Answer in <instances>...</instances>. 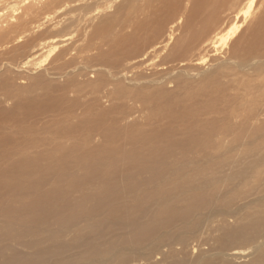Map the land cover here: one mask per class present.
Segmentation results:
<instances>
[{
	"label": "bare ground",
	"instance_id": "obj_1",
	"mask_svg": "<svg viewBox=\"0 0 264 264\" xmlns=\"http://www.w3.org/2000/svg\"><path fill=\"white\" fill-rule=\"evenodd\" d=\"M65 1L0 0L19 4L0 16V162L12 164L0 191L31 196L5 211L17 213L19 235L50 217L60 228L48 227L47 242L1 245L0 264H264V18L238 45L239 14L227 32L211 34V13L201 29L175 32L173 22L158 40L139 29L99 32L149 0H74L90 20L113 7L95 32H66L75 23ZM20 9L35 24L24 38ZM19 47L31 50L20 61ZM9 66L36 74L15 86ZM234 67L253 70L254 90L227 82ZM7 117L22 118L19 140L3 131ZM40 118L47 126L38 129Z\"/></svg>",
	"mask_w": 264,
	"mask_h": 264
},
{
	"label": "rangeland",
	"instance_id": "obj_2",
	"mask_svg": "<svg viewBox=\"0 0 264 264\" xmlns=\"http://www.w3.org/2000/svg\"><path fill=\"white\" fill-rule=\"evenodd\" d=\"M186 1H189V0L170 2V3L162 6L163 3H160L157 0H149L146 2L147 4H145L146 7L142 4V2H140V3L138 2L137 3L138 9H136V12H140V14L138 16H136V14L134 17H131V16L130 17L129 16L124 17L123 16L118 21L117 20L113 21L112 27H108L107 29H100L99 32H102L103 30H106L104 32H121V30H122V32H135V31H137V29H139V32H148V36H152L153 39L161 40L162 38L166 37V35H167L166 33L161 34V32H169L168 29H169L171 24L173 25V22L176 24L175 27L177 28V29L174 28V29H176L175 32H186V31L190 32V31H192L193 28L201 29L200 25L203 24L204 21L203 22L201 21L202 22L201 23L200 20L201 19L208 20V18L210 17V15L212 13V14H215V16H216L212 22V25H213L212 29L210 30L211 34L214 35L218 32H227L226 30L228 28H230L229 26L232 25V24H230L231 21H227V20L233 19L235 16H237L239 14L240 20L237 23V25L238 26L240 25V26H239V29L237 31L238 32L237 34L238 35L241 34L240 32H243V33L245 32V33L243 35H240L239 37L237 36L238 38L236 37L237 40L240 39L236 43V45H238L246 38V35L249 33L250 29L255 27L254 24H257L259 20L264 18V0H256L254 6H252V9L246 6V0H208L209 4H212L214 6V8H207V6H205V8H204V6L200 7V2L197 3V0L191 1V2L190 1L186 2ZM143 2H145V0H143ZM65 3H68L70 7L63 10V13L66 14L71 10L73 12V14L70 13L69 15H72V19H71V17L69 18V15H68V17H67V15H64V17H63V15H61L57 19L69 18L67 20V22H69V23L74 22L75 23V24H73L72 28L70 27L69 29H67L66 32H74V30L79 29L81 27V25H83V27H81V29L77 30L76 32H78V31L79 32H88V31L89 32H95L96 26H98V24L102 23L103 19L105 18V13L107 11V9H106L105 11L98 14L99 17L93 18V19L91 18V20H90V19H87L86 16H84L83 18L79 17L82 15L81 13H83V12L81 10H83L84 7L76 5L74 0H66ZM100 5H101V7L104 6V5H102L101 1H100ZM17 7H19V4L13 5L12 2L11 3L1 2L0 3V9H1L0 10V16H5L7 14H10ZM243 8H245V9L240 12V10ZM102 9H104V8L102 7L100 9V11H102ZM111 11H113V7L111 10L108 9L107 12H111ZM205 12H209V13L205 16ZM247 12H249V13H247ZM79 13H80V15L78 16ZM15 14H17V15L15 18L16 20H14V23H16L18 26L15 33L17 32L16 34H19L20 37L24 38L26 36V33L28 35V32H29V31L26 32L24 28L25 27L27 28V26L33 27L35 25L34 22L31 20L33 17H32V15H26L25 10L21 11V9L18 13H15ZM28 17H29V19H28ZM78 19H79V22H77ZM30 21L32 22V24ZM224 21H225V23H224V26L222 27V29L221 28L218 29L216 26H218V24L223 23ZM21 23H22V25H19ZM82 23H84V24H82ZM145 25H148L147 29L144 27ZM177 26L178 27L181 26V27L178 28ZM223 28L225 31H223ZM46 29H47V27L45 29L41 30V32L45 31ZM51 30H53V28L49 27L47 32H51ZM21 32H22V34L20 35ZM13 43H15V42H13ZM13 43H11V45H13ZM26 47L28 48L27 45H26ZM0 50H3V49H0ZM26 50L28 51L27 52L28 54H29V52H31V50H29V49H26ZM26 50L19 47V48H16L12 52V54L16 55V57L18 56L17 57L18 61H20L19 58L22 57L23 54L25 55ZM225 50L226 49L224 48L220 52V54L218 55L220 58H222L225 55ZM12 54H10V55H12ZM24 55H23V57H24ZM27 55H25V56H27ZM12 56L4 55V57L6 59L4 63H7V60H13L14 57H12ZM20 59H22V58H20ZM41 60H45V62H42L43 66L47 64L48 59L45 58V56H44V58H43V56L39 57V61H41ZM203 66H205V65H203ZM15 68L16 67L10 68V66H9L8 69L12 70V72H10V73L6 72L7 74H9L11 76V79H13L15 86H21V85L27 86L29 84V80L26 78L27 77L29 78V77H31V75L36 74V72L33 71L34 70L33 69V70H30L31 72H27V77H26V75H24L25 78H23V76L21 75L22 78H20L21 76H20V74H18V71ZM3 69H4V67L1 65L0 71L1 70L3 71ZM229 70H230L229 72L231 73L232 76H227L225 79L229 78L227 82L230 84H233L234 86H236L238 88H240V91L243 94L245 92H248L249 90H254V87L256 86L257 81L260 79H264V78L258 79L259 77H264V74H260L259 76L257 75L258 80H256L252 76V74H254L252 69H246V68L240 69L239 67H234V68H231ZM13 71L16 73H14ZM203 71H204V69L202 68L201 71L199 72L200 74L195 76L197 78H195V77H190V78H192L193 80H199L200 77H202V75L204 74ZM235 72H237V75L234 74ZM193 83H195L197 85V82H193ZM24 94H26V92ZM1 98H3V97H1ZM104 103H105V101H104ZM12 104H13V101L4 102L2 109L8 110L10 108V105H12ZM0 109H1V107H0ZM148 117H149V115H148ZM9 118L10 117L4 118L5 120L2 119V121L5 123L7 121V125L10 122L11 124L9 123V125H12L11 126L12 128L8 125L9 128H11V129L7 128L6 131L5 130H3V131L5 133H9V132L13 131V134L17 137V140H19L18 135L20 136V134L22 132V130H20L21 129L20 123L22 121L18 120V119H22V118L21 117L10 118V119ZM144 118H146V116ZM40 121L42 122V124ZM40 121L38 119V121H37L38 123L37 122L35 123V127H37L39 129V128H43V127L47 126L46 122L43 121L42 118H40ZM19 126H20V128H19ZM15 128L16 129L19 128V129L15 130ZM37 128L30 129L29 131L37 130ZM129 148H130L129 146L126 147L127 150ZM222 151L223 150L221 149V152ZM10 162L11 161H8V162L1 161L0 162V173L4 172V170H6L10 165H12ZM11 168H12V166L10 167V169ZM74 170L77 173H78V171H79V173L82 172L81 170H79L77 168ZM16 173L18 175L20 174L18 171H16ZM249 177H251V176H249ZM27 182H28L27 180H22V185L25 186L27 184ZM83 185H87V184H83ZM86 187H85V192H92L93 191L92 190L93 188H91V185H89L87 188ZM22 190H24V189H20V190L11 189L8 191L2 190L4 192L0 191V246L5 245L7 243L15 244V242H33V241H44V240H45V242H47V241H49L48 232H47L48 227H49L50 231L55 230V231H51V233H54L56 236L58 235L57 233L60 232V228H59V224H58L57 220L55 219V217L54 218L50 217V218H48V222H47V220H45L43 223L39 222L37 224V230L35 233H23L22 235L17 234L19 232H22L25 228L20 223H18L17 221L11 220L12 218L16 219L17 213H7L5 211V209H10V210L14 211V210H18L21 205L27 204V202L31 199V196L28 194H23V193L19 192ZM5 192L8 194H5ZM16 192H17V194H16ZM73 192L74 193H71L72 197H78L79 194H81L79 191H73ZM19 203H21V204L19 205ZM10 212H12V211H10ZM78 220L81 221V222H78V225L81 226V225L85 224L84 220H86V218H79ZM86 222H87V220H86ZM6 230H9L12 233V235H8V236L4 235L3 233ZM70 235H73V233H71ZM68 238H70V237H68ZM17 247H20V249L24 248L25 250H28V251L31 250L30 248H25V247H21V246H17ZM6 252H7V254L10 253V251L8 249Z\"/></svg>",
	"mask_w": 264,
	"mask_h": 264
}]
</instances>
